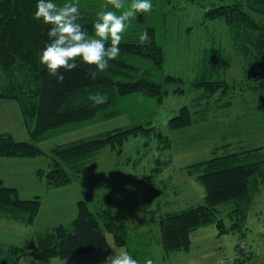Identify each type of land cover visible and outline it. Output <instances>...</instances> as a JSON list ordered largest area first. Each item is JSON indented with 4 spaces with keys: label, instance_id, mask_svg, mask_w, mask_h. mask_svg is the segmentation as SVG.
Instances as JSON below:
<instances>
[{
    "label": "trees",
    "instance_id": "1",
    "mask_svg": "<svg viewBox=\"0 0 264 264\" xmlns=\"http://www.w3.org/2000/svg\"><path fill=\"white\" fill-rule=\"evenodd\" d=\"M231 1L208 9L206 18H224L231 34L239 38L240 44L238 41L236 44L241 46L245 58L246 68L242 70L245 85L260 101L259 105L256 100L248 106H245L247 101L240 105L257 108L264 114V0H244L246 9L239 6L242 0ZM56 2L62 5L66 0ZM78 2L79 22L90 34H94L93 23L98 12L123 10L115 9L113 0ZM122 2L127 8L131 0ZM36 3L37 0H0V101H14L19 105L30 135L28 141H19L11 133H0V157H49L47 168L39 169L37 177L47 188H58L77 180L90 165L93 167L92 160L99 152L110 149L120 153L131 138L141 136L147 138L146 144L153 140L158 142V157L147 176L149 179L159 176L172 163V144L171 138L154 125L153 119L157 107L171 93H186V81L164 72V37L154 24H147L149 11L137 12L130 18L127 29L121 34L120 52L109 60L106 69L100 70L77 57L75 68L59 69L64 74L60 81L39 59L49 40L50 25L43 18L34 16ZM155 3L157 0H152V5ZM145 32L147 38L141 40V34ZM208 74L216 75V79L194 82L196 90L203 91L202 97L206 99L215 98L218 93L219 99L222 93L228 94L239 86V81L230 84L219 77V71L211 65ZM95 92L104 94L106 101L95 104L89 98V93ZM226 103V108L234 105L233 101ZM119 116H128L131 124L58 145L49 152L38 145L62 132ZM193 124L191 109L184 105L179 114L169 120L168 127L172 131H182ZM232 144L223 145L225 152L222 155L187 168L204 186L205 200L160 215V239L166 255L188 252L194 233L212 224L217 226L220 234L232 232L245 237L248 215L264 190V145L249 148L243 142L231 151ZM226 205L234 207L229 214V224L218 218L221 208ZM41 207L39 196L24 200L16 188L0 180V218L32 225ZM133 231L128 225L116 223L109 207L92 210L88 202L80 201L77 217L72 223L36 233L24 247L0 243V264H17L27 255L35 259H68L103 251L109 247L107 234L114 236L117 245L136 251L130 241L136 234ZM237 251L236 264H251L257 256L245 243H241Z\"/></svg>",
    "mask_w": 264,
    "mask_h": 264
},
{
    "label": "rangeland",
    "instance_id": "2",
    "mask_svg": "<svg viewBox=\"0 0 264 264\" xmlns=\"http://www.w3.org/2000/svg\"><path fill=\"white\" fill-rule=\"evenodd\" d=\"M231 2V0H157V3L146 14L147 24H154L158 32L163 33L166 47L164 72L183 78L186 81L185 94L177 95L171 93L165 102L157 107V114L153 119L154 125L159 126L165 135L169 134L167 132L171 130L168 127L169 120L177 116L184 105L191 109L192 118L194 119V124L179 131L178 135H176L177 131L170 132L172 140L171 152L173 151L172 156L174 155L175 163L168 170L176 172V174H171L170 179L168 175H165L162 179L163 181L159 180V178L146 180L140 187L133 183L137 176L143 178L151 173V169L155 166V160L158 157V142L153 140L146 144L147 138L139 136L131 138L125 143L120 153L110 149L99 152L95 159L92 160L93 167L90 165V168L83 172L77 180L61 186L77 184L82 194L86 197L82 199H86L85 201L88 202L92 210L95 208L98 210L107 208L109 201H113L112 205L116 206L119 203V199L121 202L125 201L128 207H132L134 205L133 200L137 199L138 196L139 199L143 198V191H145V199L140 203L137 210L139 215L131 217L126 222V224L136 225L143 230L145 229V218L151 221L153 217L149 225L151 229L149 232L147 231L144 235L136 232L135 235L131 236L130 241L133 249L139 252L137 259L140 264H144V260L151 256L154 257L155 264H225L224 260H226L227 264H230V262L232 264L234 258L238 256L237 248L241 243L251 245L254 248L253 252H256V247L261 244V251L263 249L264 255V241L261 239L264 231L260 227L261 222H264V220L259 221L257 215L253 214V210L249 213L245 223V237H241L239 233L220 234L219 236L217 226L212 224L196 233L192 238L190 251L171 253L170 255H166L160 239V215L166 214L168 211H177L175 210L177 209L175 205L166 207V203H171V199L175 195L174 191L178 192L176 193L177 195H181L179 198L183 202L188 201L196 205L199 202L198 199L202 201L203 186L199 183H192L189 176L183 173L186 171L178 170L180 169L179 167L212 158L217 151L218 155H222L225 152L224 144L233 143L231 151L234 147L243 144V142H245V147L249 148L264 145L263 112L257 108L248 109L240 105L241 102L247 101L245 106H248L253 104L256 99L253 91L245 85L246 77L243 78L242 75V70H245L246 65L241 46L239 45V38L231 34L230 27L224 18L213 20L206 18L208 9ZM241 2L242 5L239 6L246 9L244 0ZM236 41L239 44H236ZM210 65L215 71H219V77L230 84L239 81V86L228 94L222 93L219 99L217 98L220 95L219 93L212 99L202 97L203 91L196 90L194 82L201 83L203 79H216V75L211 77L208 74ZM171 89L174 88L172 87ZM229 101H233L234 105L226 108V102L229 104ZM256 102H258V105L260 104L258 99ZM246 110H249V112H246ZM17 116L19 117L18 119ZM0 119L3 121L12 120L8 121L7 127H11L8 131L16 140L28 141L30 139L29 133L24 129L27 127L24 122L22 123V116H20L17 106L13 110L9 107L2 108ZM131 122L128 116H119L76 130L62 132L40 142L38 145L45 152H49L58 145L87 138L105 131H112V129L130 125ZM23 126L25 127L23 128ZM244 126L247 127L244 128ZM41 157L42 160L45 159L47 162L42 169H46L50 159L47 156ZM113 171H120L125 175L121 177L117 174L118 176L115 178L117 184L129 183L133 185L119 187L120 191L114 190V188L109 190L111 189L109 184L113 182V187H116V182L113 179L111 180V172ZM27 173H29L27 170L23 171L16 178L9 174L10 176H6V180L15 181L21 186L20 182H22L23 176ZM167 184L173 191L172 193L166 191L165 186ZM155 185L157 186L156 189ZM146 190L149 194H156L153 196L152 204H148ZM25 194L26 192L23 190V195ZM260 198L261 201L263 200L262 203L264 205V190L257 197L256 202ZM60 200L63 201V205L62 207L54 206L55 210L65 213L67 217L65 221L70 222L68 198L58 195L53 199V201ZM78 203L76 205L77 214ZM233 208V205L222 207L218 218L224 219L229 224L231 222L229 214ZM149 209L157 211L156 219L149 213ZM158 211L161 212L158 213ZM118 212V214L114 213L113 220L119 224L125 223L126 217L121 215L123 209L118 207ZM137 218L144 219L140 221ZM61 224L66 225L69 223L42 219V221H36L34 226L28 227V230L36 233L39 229L42 231L47 229V227ZM28 225L30 226V224ZM25 230L27 229L18 223H7L0 219V241L2 242H7ZM107 237L109 247L106 250L79 254L68 258L67 260L69 261L59 262H63L61 264H97L115 252L126 250L115 243L112 234H107ZM163 254L166 256L165 260H162ZM30 258L24 259L21 264H48L36 263L34 259ZM46 259L48 260L49 258ZM53 260L56 259H52V262H58ZM59 262L58 264H60Z\"/></svg>",
    "mask_w": 264,
    "mask_h": 264
},
{
    "label": "clouds",
    "instance_id": "3",
    "mask_svg": "<svg viewBox=\"0 0 264 264\" xmlns=\"http://www.w3.org/2000/svg\"><path fill=\"white\" fill-rule=\"evenodd\" d=\"M115 9L120 12L104 10L97 13L93 23L94 34L79 22L80 8L78 0H66L58 4L56 0H37L34 16L50 25L49 40L39 55L40 62L47 66L49 72L63 81L64 74L59 69L71 70L77 66L76 58H81L88 64H94L104 70L109 60L115 58L119 52L122 33L127 29L130 18L137 12L149 11L152 0H131L127 8L122 0H113ZM110 38V43H109ZM141 40L147 38V32L141 34ZM89 98L95 104L104 103L107 97L100 93H89ZM104 264H140L131 252L124 250L109 255ZM144 264H155L151 258H146Z\"/></svg>",
    "mask_w": 264,
    "mask_h": 264
},
{
    "label": "crops",
    "instance_id": "4",
    "mask_svg": "<svg viewBox=\"0 0 264 264\" xmlns=\"http://www.w3.org/2000/svg\"><path fill=\"white\" fill-rule=\"evenodd\" d=\"M15 103L16 102H14V101H0V111H1L2 108H6V107H9V108H11L13 110V109H16V106H17V108L19 110V113H20V116H21L20 108H19L18 104L17 103L15 104ZM18 118L19 117L17 116V119ZM8 121L10 122L12 120L3 121V120L0 119V133H10L8 130L11 127H7L8 126V124H7ZM23 122L24 121H23V118H22V123ZM24 127L25 126H23V128ZM124 127H126V126H124ZM118 128H123V127H118ZM118 128H115V129H118ZM24 129H25V131L28 132L27 128H24ZM115 129H112V130H115ZM167 132L169 133V134L166 133L167 136H169L171 138V135H170L171 133L170 132H175V131L169 130ZM178 133H179V131H177L176 135H178ZM218 154L219 153L217 151L215 156L218 155ZM41 158L42 157H37V158L0 157V179L7 186L16 188L18 190L19 195H20V197L22 199L29 200V199H33L36 196H39L41 198V200H42V207H41L40 213L37 216V218L35 219L34 224H32L30 226L25 224V223L11 221V220H8V219H5V218H0L1 220L6 221L7 223H18L19 225H21L22 227H25L27 229V230H25L23 232L21 231L18 234V236L12 237L7 242L0 241V243H2V244L19 246V247L26 246L28 244V241L31 239V237L34 234H36L38 232H41L40 229H39V231L34 233V231L28 230V227L34 226L36 221L39 222V221H42V219L46 220V221H53V222H62V221L63 222H68V223L72 222L77 216L76 205H77L78 201H85L86 200V199H82V198H86V197L82 194L79 186L77 184H75V183L71 184V185H68V186L59 187V188H51V189L47 188L45 183H44V181H42L41 179H39L37 177L38 170L42 169L44 167L45 163H47L44 158H43L44 160H42ZM210 159L211 158H208V159H205V160H201V161H196V162L184 165L182 167L178 166L180 168L178 170H181L182 172H183V170H185L186 172H183V173H186V175L189 176L191 182L198 184L199 181L197 180L196 175H193V174L189 173L187 171V168L190 167L193 164L201 163V162H204V161H207V160H210ZM174 163H175V159H174V155H173L172 163L169 166H167L164 169V171L159 176H156V177H153V178H150V179H149V177L147 175H145L143 178L137 176L135 182H133V183L136 184L138 187H140L146 180H152V179H156V178H159V180H162L165 175H168L169 179H170V177L172 176L171 174H173V173L176 174V172H171V170H168V169H171L170 166H172ZM26 170L29 173H27V174H25L23 176L22 182H20L21 186H19L18 183H15V181L6 180V176H10L9 174H11L14 178H16L18 175H21V173L23 171L25 172ZM117 174H119V176H121V177L125 176L124 173H122L120 171H113V172H111V180L113 179V181H115V178L118 176ZM174 177L177 178L176 175H174ZM127 182H129V181H127ZM127 182H125V183H127ZM113 183L109 184L110 185L109 187H111V189H109V190H112V188H114V190L120 191L119 187L133 185V184H129V183L128 184H124V183L117 184V182H116V187H113ZM156 187L157 186L155 185V189H156ZM165 189H166L167 192H171V193L173 192L168 184L165 186ZM203 189H204V192L202 194V201H200L198 199L199 202L196 203V205L203 203L204 200H205V188H204V186H203ZM23 190H24V192H26L25 195H23ZM174 193H175V195L171 199V203H169V202L166 203V207H171V206L175 205L176 208H177L175 210L179 211V210L185 209L187 207L194 206L193 203H190L188 201L187 202L186 201H184V202L181 201V198H179V197H181V195H179V194L177 195L176 194L178 192L174 191ZM58 195H61L63 197L68 198V205H69L68 212H69V216H70V219H69L70 222L69 221H65L67 219L65 213H60V211L58 209L57 210L59 212L55 210L54 206L62 207V205H63V201H61V200L60 201H53V199H55V197L58 196ZM155 195H156L155 193L149 194V192H147V190H146V196H147L146 199L148 201V204H150V203L152 204L153 196H155ZM144 197H145V191H143V198L139 199V196H138L137 199L133 200V204L134 205H132V207H128L127 203L125 201L121 202L120 199L118 200L119 203H120L119 206H118L119 203H117L116 206H113L112 205L113 201H109V203H107L108 207L110 208L111 214H113L112 216H114V213H116V214L119 213L118 212V207L123 209V212H122L121 215L126 217V219H125V223H120V224L128 225L134 230L133 232H137V233H140L142 235H144L147 231L149 232L151 230L149 225L151 224V222L153 220V217H152L151 221H149V219H146L144 217L145 218V220H144L145 229H143V230L139 229V227L136 226V225L132 226L130 224H126V222L131 217H133L135 215H139L137 210L139 208L140 203L143 201V199H145ZM262 201H261V198L258 199V201L255 203V206L252 208L253 214L257 215V217H258L257 219L259 221L264 220V210H263L264 209V205H263ZM149 207H150V205H149ZM47 209H48V212H47ZM94 210H98V209L95 208ZM160 212L161 211H158V213H160ZM170 212H175V211H168V213H170ZM149 213L152 216H154L155 219H156L157 211H153V210L149 209ZM144 218H142V219H140V218L138 219L137 218V220L141 221ZM56 226L57 225H53L51 227H47V229H51V228L56 227ZM260 227L264 231V222L263 221L261 222ZM204 228L205 227L199 229L198 231H202V229H204ZM47 229H43L42 231L47 230ZM198 231H196L194 233L192 238L196 235V233ZM232 234H237V233H232ZM218 235L220 236V233ZM261 239H262V241H264V234H262ZM245 245L248 247L249 251H251V252L254 251V248L251 245H248V244H245ZM261 246L262 245L259 244L256 247V250H255L256 252L255 253L257 254V256H255L256 257L255 261H252L251 264H264L263 249L261 251V248H262ZM191 247H192V245H191ZM124 248L127 251L131 252L132 255L137 258V255H138L139 252L137 253L136 251L130 250L127 247H124ZM255 253H254V255H256ZM175 255H178V254H175ZM28 257H31V256L27 255V256L23 257L17 264H21L22 261L24 259H28ZM165 257H166L165 254H163L162 255V260H165ZM237 257L234 258V261L232 262V264H236ZM150 258L155 260L154 257H152V256ZM30 259H34V261H36V263H48V264H58L59 261H66L67 260V259H60V258H49L48 260L47 259H35V258H32V257ZM52 259H56L58 262H52ZM56 260H53V261H56ZM105 260L106 259H103L97 264H104ZM67 261H69V260H67ZM223 262H225V264H227L226 260H224ZM59 263L61 264L63 262H59ZM230 264H231V262H230Z\"/></svg>",
    "mask_w": 264,
    "mask_h": 264
}]
</instances>
